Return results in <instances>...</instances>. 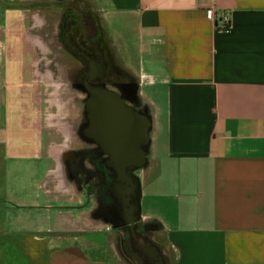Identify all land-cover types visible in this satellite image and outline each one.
<instances>
[{
  "label": "crops",
  "instance_id": "1",
  "mask_svg": "<svg viewBox=\"0 0 264 264\" xmlns=\"http://www.w3.org/2000/svg\"><path fill=\"white\" fill-rule=\"evenodd\" d=\"M71 4L99 15L149 119L126 185H100L73 127L51 123L48 14ZM133 207L164 264H264V0H0V264H126Z\"/></svg>",
  "mask_w": 264,
  "mask_h": 264
},
{
  "label": "flooded vegetation",
  "instance_id": "2",
  "mask_svg": "<svg viewBox=\"0 0 264 264\" xmlns=\"http://www.w3.org/2000/svg\"><path fill=\"white\" fill-rule=\"evenodd\" d=\"M95 15V13L86 11V8L79 5L71 4L66 6L60 17V23L55 36L56 40L63 44L59 48L63 51L62 54L60 53L61 59H65L68 55L73 56V63L69 65L70 69L67 73V78L74 85L81 86L86 94L84 110L87 122L81 129V138L85 146L78 150V155L83 159L91 158L95 161L96 169L94 173L97 175L100 185H113V181L126 185V180L120 181L116 173L114 175L116 179L113 180L111 178L112 174L110 170L112 169V163L109 160L110 157L87 134L90 125V112L86 108V103L90 98L93 87L103 85L109 90L119 92L128 105L129 95L131 96L132 93L127 91V84H119V89L112 87L114 82H117L114 78V55L110 46L108 49L107 46L103 47L101 45L100 35H103L104 30L99 28ZM66 49L69 54L66 52ZM53 78L61 82L62 87H65L66 91L72 89V86L66 82L67 79H65L64 75L56 78L53 73ZM89 144H93V147H89ZM80 173H85V169L81 168ZM119 201L116 199L114 200L115 203L107 207L108 215L112 219L118 217L119 212L122 210V207L118 208L117 202ZM119 226H121L122 231H128L130 235L129 247L137 255L138 264H164L163 255L158 253V249L155 246L156 243L153 241L150 233L145 231L141 225H136L134 237L131 235L130 230L126 226H123L122 223H119Z\"/></svg>",
  "mask_w": 264,
  "mask_h": 264
},
{
  "label": "water",
  "instance_id": "3",
  "mask_svg": "<svg viewBox=\"0 0 264 264\" xmlns=\"http://www.w3.org/2000/svg\"><path fill=\"white\" fill-rule=\"evenodd\" d=\"M86 108L90 112L88 136L110 157L119 180L132 183L129 173L141 169L147 161L149 119L126 104L120 93L103 85L92 88ZM137 222L138 210L133 207L124 220L133 237Z\"/></svg>",
  "mask_w": 264,
  "mask_h": 264
},
{
  "label": "rangeland",
  "instance_id": "4",
  "mask_svg": "<svg viewBox=\"0 0 264 264\" xmlns=\"http://www.w3.org/2000/svg\"><path fill=\"white\" fill-rule=\"evenodd\" d=\"M79 2V1H78ZM57 4V3H56ZM52 5H55V3H53ZM51 13L48 14L49 18L51 19V21H54L55 18H59L61 17V15L63 14L64 11L58 13V11H55L54 9H50ZM86 11H91L89 9H86ZM95 13V17L97 19L98 25L100 29L102 28V25L100 23V17L96 12ZM51 52L53 55H59L60 53L62 54L63 51L60 50L59 48H61L63 46L62 43H59L56 40V31L51 29ZM46 32V31H45ZM102 33V32H101ZM103 35H100V40L102 41L101 45L104 47H108L110 46V49L113 52L114 55V78L115 81L114 84L112 85L113 88H117L119 89V84L123 83V84H127L128 87H126L127 91L132 92L131 96L129 95V99L128 100H135L136 98V92H137V81L136 79L128 72V70L125 68L120 55L118 54V52L116 51V48L113 47L112 45V41L108 36V33L104 30V33H102ZM66 52H68V50L66 49ZM69 54V52H68ZM69 56V57H68ZM65 59H61V62L58 63H53L52 64V72L55 73V75L57 77L59 76H63L65 77L66 82L69 83L72 87V89H70V91H66L63 87L62 84L60 82V84H56L54 82V84L51 85V90H50V97H49V101L50 104L52 106H57L58 109L60 110L61 113H64L63 117H59L56 121H53V117L51 119V123L54 125H63V126H71L73 127V131L74 133H76L77 136H75L76 138H78L80 141H82L81 138V129L86 125V113H85V99H86V94L83 91L81 86H76L74 85V83L67 78V73L69 71V65L71 63H73V56L71 57V55H68ZM54 64H56V67H54ZM55 85H57V87H55ZM59 87V88H58ZM62 90V91H61ZM61 91V92H59ZM31 97L30 93H23V99L25 101L29 100ZM67 113V114H66ZM55 118V117H54ZM68 128V129H67ZM66 130V131H65ZM64 130V134L66 135L65 132H68L69 134L71 133V129L70 127H66ZM69 134L66 135L67 137H69ZM122 235L120 238H117V246L119 248V252L120 254L123 255L124 260L126 261V264H137V255H135L134 251H132V249H130V244H129V233L128 231H122ZM122 247V249H121ZM164 248V247H163ZM141 258V257H140ZM141 260L143 261V259L141 258ZM166 263L167 264H171V259L170 258H166ZM144 264V263H143Z\"/></svg>",
  "mask_w": 264,
  "mask_h": 264
},
{
  "label": "built area",
  "instance_id": "5",
  "mask_svg": "<svg viewBox=\"0 0 264 264\" xmlns=\"http://www.w3.org/2000/svg\"><path fill=\"white\" fill-rule=\"evenodd\" d=\"M207 16L210 20H212L214 23L228 26L231 24V19L228 15L223 14V15H218L216 11L214 10H208L207 11Z\"/></svg>",
  "mask_w": 264,
  "mask_h": 264
},
{
  "label": "bare ground",
  "instance_id": "6",
  "mask_svg": "<svg viewBox=\"0 0 264 264\" xmlns=\"http://www.w3.org/2000/svg\"><path fill=\"white\" fill-rule=\"evenodd\" d=\"M59 88V87H58ZM62 91V90H61ZM61 91H59V92H61ZM65 127V126H64ZM68 129V128H67ZM64 130V129H63ZM66 131V130H65ZM66 133V135H68L69 133L68 132H65ZM70 135V134H69Z\"/></svg>",
  "mask_w": 264,
  "mask_h": 264
},
{
  "label": "trees",
  "instance_id": "7",
  "mask_svg": "<svg viewBox=\"0 0 264 264\" xmlns=\"http://www.w3.org/2000/svg\"><path fill=\"white\" fill-rule=\"evenodd\" d=\"M138 261V260H137ZM137 264H138V262H137Z\"/></svg>",
  "mask_w": 264,
  "mask_h": 264
}]
</instances>
